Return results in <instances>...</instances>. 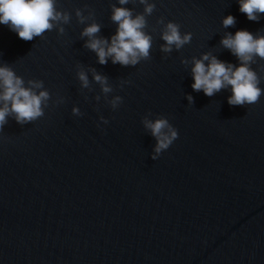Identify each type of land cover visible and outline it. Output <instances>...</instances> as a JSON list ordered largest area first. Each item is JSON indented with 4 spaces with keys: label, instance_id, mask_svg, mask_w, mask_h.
Listing matches in <instances>:
<instances>
[{
    "label": "water",
    "instance_id": "1",
    "mask_svg": "<svg viewBox=\"0 0 264 264\" xmlns=\"http://www.w3.org/2000/svg\"><path fill=\"white\" fill-rule=\"evenodd\" d=\"M153 2L150 58L134 67L99 64L75 16L94 11L110 38L118 0H56L71 14L63 35L25 41L0 24V64L42 80L51 97L43 117L21 125L10 116L0 131V264H264V95L231 106L230 88L194 91L191 63H181L208 51L238 66L220 40L239 29L264 34V14L250 21L238 0ZM123 7L143 12L138 2ZM227 15L236 24L225 29ZM160 17L191 32V43L161 52ZM78 64L108 77V98H123L117 109L99 84L81 88ZM252 67L264 89V60ZM146 115L165 116L179 134L156 160Z\"/></svg>",
    "mask_w": 264,
    "mask_h": 264
},
{
    "label": "clouds",
    "instance_id": "2",
    "mask_svg": "<svg viewBox=\"0 0 264 264\" xmlns=\"http://www.w3.org/2000/svg\"><path fill=\"white\" fill-rule=\"evenodd\" d=\"M137 2L143 5V12L134 13L133 8L123 7ZM238 2L239 11L246 14L250 21H259L261 14H264V0ZM118 4L121 6L111 4L110 19L117 27L110 38L100 35L102 25L96 22L94 11L89 9L85 15L82 9H75L78 23L86 24L80 36L87 38L84 47L96 53L99 64H106L110 58L113 64L134 67L142 60L150 58L152 36L145 29L148 27L147 17L154 12L156 4L153 0H118ZM89 20L91 22L86 23ZM70 21L71 14L59 10L56 0H0V24L9 26L25 41L43 37L45 32L53 29L63 35V25ZM157 24L163 26L160 32L164 41L160 45L161 52L169 54L173 49L180 50L191 43L192 33L182 34L178 23L171 20L165 22L164 18L160 17ZM235 24L236 18L232 15L222 18V26L225 29ZM220 45L238 59L239 65L222 61L208 51L203 52L199 58H182V64L191 63L190 70L194 80L192 89L196 92L202 90L206 96L212 97L222 89L230 88L232 94L227 98L229 105L243 107L258 103L261 95H264V89L259 86L261 78L252 65L256 63L257 58L264 60V34L254 35L246 29H239L235 34L226 32L220 40ZM89 71L92 73V81L89 80ZM76 75L82 89L91 90L92 82L99 84L104 99L112 109H117L123 102L119 95L108 98L114 91L113 86L107 76L94 68L85 69L83 65L78 64ZM124 83L130 81H122L121 87ZM50 98L42 80L29 79L25 82L10 65L0 64V131L8 123L7 118L10 116L21 125L43 117L44 108L48 106ZM95 99L99 101L101 96L97 95ZM187 100L189 104L193 103L190 94L187 95ZM62 101L61 97L57 103ZM72 113L76 116L83 115L76 106L72 108ZM100 121L103 124L108 123L104 116L100 117ZM142 123L156 140L151 153V159L156 160L178 138V131L165 116L150 119L146 115Z\"/></svg>",
    "mask_w": 264,
    "mask_h": 264
}]
</instances>
